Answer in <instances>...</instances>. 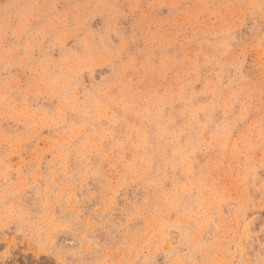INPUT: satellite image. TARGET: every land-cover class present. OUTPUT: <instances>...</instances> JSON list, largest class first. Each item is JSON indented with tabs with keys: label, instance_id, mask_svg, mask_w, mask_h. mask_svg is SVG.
<instances>
[{
	"label": "rangeland",
	"instance_id": "1",
	"mask_svg": "<svg viewBox=\"0 0 264 264\" xmlns=\"http://www.w3.org/2000/svg\"><path fill=\"white\" fill-rule=\"evenodd\" d=\"M0 264H264V0H0Z\"/></svg>",
	"mask_w": 264,
	"mask_h": 264
}]
</instances>
